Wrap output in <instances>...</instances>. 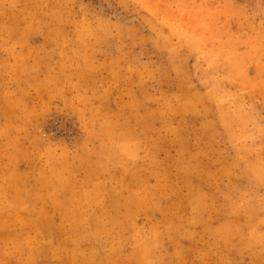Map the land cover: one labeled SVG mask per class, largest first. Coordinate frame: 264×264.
I'll return each mask as SVG.
<instances>
[{
    "label": "rangeland",
    "instance_id": "1",
    "mask_svg": "<svg viewBox=\"0 0 264 264\" xmlns=\"http://www.w3.org/2000/svg\"><path fill=\"white\" fill-rule=\"evenodd\" d=\"M89 160L136 166V210L78 222L87 243L264 264V0H0V183ZM106 182L84 198L100 210Z\"/></svg>",
    "mask_w": 264,
    "mask_h": 264
},
{
    "label": "crops",
    "instance_id": "2",
    "mask_svg": "<svg viewBox=\"0 0 264 264\" xmlns=\"http://www.w3.org/2000/svg\"><path fill=\"white\" fill-rule=\"evenodd\" d=\"M27 163L22 162L10 173L9 181L0 183V192L9 203L8 209H0V254L6 253L8 262L11 258L10 263L16 264L20 258V264H129V248L115 251L103 240L98 246L87 243L92 229L77 223L124 221L121 208L125 204L136 210V166L126 172L108 167L107 176L108 172H93L98 168L92 166V160L81 168ZM1 173L0 169L3 179ZM95 178L111 181L103 183L101 210L94 207L92 199H84L91 196ZM121 178L128 179L124 182ZM125 220L136 221V217ZM78 237L82 243L77 244Z\"/></svg>",
    "mask_w": 264,
    "mask_h": 264
}]
</instances>
